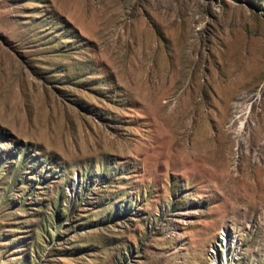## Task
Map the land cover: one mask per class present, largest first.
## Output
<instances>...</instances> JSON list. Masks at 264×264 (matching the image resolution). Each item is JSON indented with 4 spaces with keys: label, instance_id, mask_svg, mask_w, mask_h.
Wrapping results in <instances>:
<instances>
[{
    "label": "rangeland",
    "instance_id": "obj_1",
    "mask_svg": "<svg viewBox=\"0 0 264 264\" xmlns=\"http://www.w3.org/2000/svg\"><path fill=\"white\" fill-rule=\"evenodd\" d=\"M0 264H264V0H0Z\"/></svg>",
    "mask_w": 264,
    "mask_h": 264
}]
</instances>
